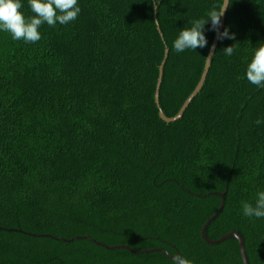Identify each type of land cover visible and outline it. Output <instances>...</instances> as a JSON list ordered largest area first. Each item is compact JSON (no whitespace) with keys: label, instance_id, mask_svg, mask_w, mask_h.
I'll use <instances>...</instances> for the list:
<instances>
[{"label":"trees","instance_id":"obj_1","mask_svg":"<svg viewBox=\"0 0 264 264\" xmlns=\"http://www.w3.org/2000/svg\"><path fill=\"white\" fill-rule=\"evenodd\" d=\"M221 3L79 0L75 21L42 25L34 44L0 32V264H178L133 253L154 249L243 264L237 240L201 237L220 195L206 237L238 233L248 264H264V219L242 215L264 191V88L245 78L264 0H233L235 38L217 42L181 117H160L182 111L216 35L196 52L173 40ZM20 11L33 15L27 0Z\"/></svg>","mask_w":264,"mask_h":264},{"label":"clouds","instance_id":"obj_2","mask_svg":"<svg viewBox=\"0 0 264 264\" xmlns=\"http://www.w3.org/2000/svg\"><path fill=\"white\" fill-rule=\"evenodd\" d=\"M32 16L26 17L20 9L24 7V0H0V32L10 34L16 41L34 44L41 39L40 28L47 24L49 27L67 25L75 21L80 12L79 0H27ZM233 0H222V3L209 11L206 17L190 21V26L180 29L172 42L176 53L187 50L208 47L206 31H212L217 41L233 40L235 33L229 27L222 28L221 18L230 7ZM160 0H151L154 10H158ZM158 24V20H155ZM208 26L207 29L205 26ZM223 54L232 57L236 54L234 44L224 47ZM212 53L210 52V56ZM245 78L257 88H264V43H260L251 55L245 67ZM257 126L264 124V120L257 119ZM242 215L246 218L264 219V191L256 194L254 203H243Z\"/></svg>","mask_w":264,"mask_h":264},{"label":"water","instance_id":"obj_3","mask_svg":"<svg viewBox=\"0 0 264 264\" xmlns=\"http://www.w3.org/2000/svg\"><path fill=\"white\" fill-rule=\"evenodd\" d=\"M226 12V11H225ZM222 20V27H223V23H224V16L221 18ZM217 39H216V36L213 40V43H212V46L210 48V52L213 54L215 48H216V45H217ZM210 52H209V55L207 57V60H206V65H205V71L201 77V80L199 82V84L197 85L196 89L194 90V92L190 95V97L188 98V100L185 102L184 106H183V109L182 111L175 117V118H166L161 112H160V117L162 120L166 121V122H172L178 118L181 117L182 115V112L183 110L185 109V107L189 104V102L195 97V95L199 92V90L201 89L202 85H203V82L205 80V77L207 75V72H208V68L210 66V61H211V56H210ZM163 65H164V62L162 63L161 65V68H160V71L162 72V68H163ZM159 86H160V80L158 81V84H157V90L159 89ZM155 98H156V102L158 101V98H157V93L155 95ZM221 196V204L219 206V210L217 211V213L211 217L210 219H208V221L206 222V224L203 226L202 228V231H201V237L202 239L208 243V244H217V243H220L226 239H235L237 240L238 242V246H239V251H240V256H241V260H242V263L243 264H248V261H247V257H246V252H245V246H244V242L242 240V237L240 236V234L238 233H230L224 237H222L221 239L217 240V241H211L209 240L207 237H206V234H205V231H206V228L208 226V224L217 216L218 212L222 209L223 207V195H220ZM36 236V235H34ZM42 237H49V236H46V235H42ZM75 239H78V238H73L72 240H75ZM65 241V240H64ZM102 245V244H101ZM106 248L105 245H102ZM108 248V247H107ZM125 248L129 251H132L130 248H128L127 246H125ZM133 253H136V254H150V253H163L164 255H166L167 257H169V259L173 260V261H176L178 264H187L185 263L181 258H174L172 256H170L167 252L165 251H161V250H158V249H154V250H148V251H133Z\"/></svg>","mask_w":264,"mask_h":264}]
</instances>
